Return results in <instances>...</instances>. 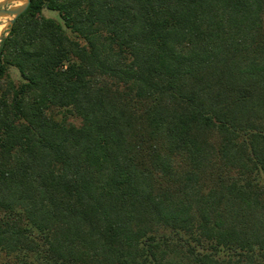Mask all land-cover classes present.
<instances>
[{"label":"trees","instance_id":"1","mask_svg":"<svg viewBox=\"0 0 264 264\" xmlns=\"http://www.w3.org/2000/svg\"><path fill=\"white\" fill-rule=\"evenodd\" d=\"M0 264H264V0H30Z\"/></svg>","mask_w":264,"mask_h":264},{"label":"water","instance_id":"2","mask_svg":"<svg viewBox=\"0 0 264 264\" xmlns=\"http://www.w3.org/2000/svg\"><path fill=\"white\" fill-rule=\"evenodd\" d=\"M17 1H20V2L16 3ZM29 2L30 0H1L0 1V17H7V25L5 26V28L7 27L8 29L9 25L14 21V19L26 9ZM1 32H0V37L4 36L7 30L5 32H2V33Z\"/></svg>","mask_w":264,"mask_h":264},{"label":"rangeland","instance_id":"3","mask_svg":"<svg viewBox=\"0 0 264 264\" xmlns=\"http://www.w3.org/2000/svg\"><path fill=\"white\" fill-rule=\"evenodd\" d=\"M41 13L44 16H46V17H52V18H55V19H58L59 20L58 15H57V13L55 11H51V10H48L46 8H42ZM1 23L4 24V28H3L2 32H5L7 30V27L5 28V26L7 25V17H0V24ZM8 71L10 73V76L14 80H16L18 78V74H17L16 70L13 67H9ZM69 120H71L75 124H78V122H79L78 119L72 118V117H70Z\"/></svg>","mask_w":264,"mask_h":264},{"label":"bare ground","instance_id":"4","mask_svg":"<svg viewBox=\"0 0 264 264\" xmlns=\"http://www.w3.org/2000/svg\"><path fill=\"white\" fill-rule=\"evenodd\" d=\"M1 1V0H0ZM20 1H17L16 3H19ZM3 26H4V24L3 23H1L0 24V32H1V30L3 29Z\"/></svg>","mask_w":264,"mask_h":264}]
</instances>
